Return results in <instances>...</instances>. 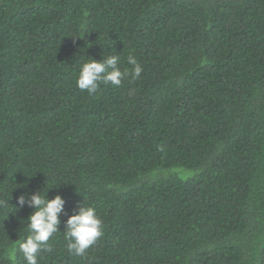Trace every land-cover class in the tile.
I'll use <instances>...</instances> for the list:
<instances>
[{"label":"trees","instance_id":"trees-1","mask_svg":"<svg viewBox=\"0 0 264 264\" xmlns=\"http://www.w3.org/2000/svg\"><path fill=\"white\" fill-rule=\"evenodd\" d=\"M112 53L140 77L81 91ZM44 188L38 264H264V0H0V264H26L17 197ZM80 203L104 225L84 256Z\"/></svg>","mask_w":264,"mask_h":264},{"label":"clouds","instance_id":"clouds-1","mask_svg":"<svg viewBox=\"0 0 264 264\" xmlns=\"http://www.w3.org/2000/svg\"><path fill=\"white\" fill-rule=\"evenodd\" d=\"M131 70H121L119 54H110L103 59L86 58L80 65L76 79L77 87L88 94H95L101 83L120 87L125 77L138 79L143 72L141 63L134 55L126 57ZM48 188V187H47ZM47 188L36 191L27 197L21 194L17 197V205H27L32 208L27 217V237L19 242L18 248L22 252L26 264H38V254L41 251H51L48 244L54 234L60 232V213L65 204L64 198L57 194L47 198ZM8 204L0 201V207ZM104 225L92 206L80 203L72 214L64 221V238L67 250L76 255L84 256L86 251L103 236Z\"/></svg>","mask_w":264,"mask_h":264}]
</instances>
